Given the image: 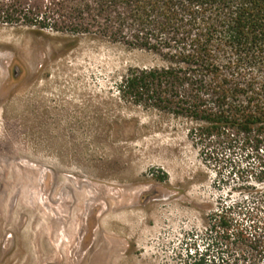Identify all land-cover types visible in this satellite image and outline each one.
<instances>
[{
    "label": "rangeland",
    "instance_id": "rangeland-1",
    "mask_svg": "<svg viewBox=\"0 0 264 264\" xmlns=\"http://www.w3.org/2000/svg\"><path fill=\"white\" fill-rule=\"evenodd\" d=\"M19 1L41 18L52 7ZM159 65L0 26V264H196L208 246L217 258L218 218L238 235L223 258L264 264V155L118 100L128 69Z\"/></svg>",
    "mask_w": 264,
    "mask_h": 264
},
{
    "label": "trees",
    "instance_id": "trees-1",
    "mask_svg": "<svg viewBox=\"0 0 264 264\" xmlns=\"http://www.w3.org/2000/svg\"><path fill=\"white\" fill-rule=\"evenodd\" d=\"M51 6L41 18L19 0H0V26L148 52L160 65L128 69L116 86L121 103L191 125L192 140L215 137L264 155V0H52ZM211 231L220 242L217 258L208 259V246L196 252V264H230L218 245L238 235L222 218Z\"/></svg>",
    "mask_w": 264,
    "mask_h": 264
}]
</instances>
